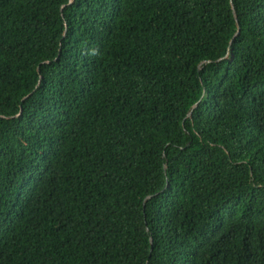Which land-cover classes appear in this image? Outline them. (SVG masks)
<instances>
[{
	"label": "trees",
	"instance_id": "1",
	"mask_svg": "<svg viewBox=\"0 0 264 264\" xmlns=\"http://www.w3.org/2000/svg\"><path fill=\"white\" fill-rule=\"evenodd\" d=\"M0 264H264V0H0Z\"/></svg>",
	"mask_w": 264,
	"mask_h": 264
},
{
	"label": "water",
	"instance_id": "2",
	"mask_svg": "<svg viewBox=\"0 0 264 264\" xmlns=\"http://www.w3.org/2000/svg\"><path fill=\"white\" fill-rule=\"evenodd\" d=\"M239 29H240V28H239ZM196 107H197V106H195L194 108H196ZM191 116H192V114L190 113V114H189V117H191Z\"/></svg>",
	"mask_w": 264,
	"mask_h": 264
}]
</instances>
